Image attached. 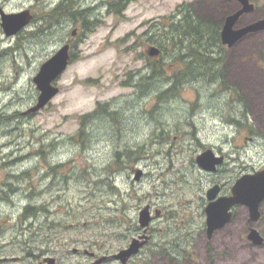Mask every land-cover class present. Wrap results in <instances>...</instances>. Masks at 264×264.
<instances>
[{"label": "rangeland", "instance_id": "374dc122", "mask_svg": "<svg viewBox=\"0 0 264 264\" xmlns=\"http://www.w3.org/2000/svg\"><path fill=\"white\" fill-rule=\"evenodd\" d=\"M62 1L0 0V11L32 9L36 20L12 37L0 25V264H39L47 251L55 264H92L85 251L96 260L114 259L135 240L146 245L130 264H264V249L245 241V209L208 239L210 179L196 161L203 150L223 152L227 179L264 166V31L229 51L217 46L206 56L217 61L209 68L219 76H182L176 92L160 99L172 86L173 70L182 71L192 58L182 46L157 43L167 27L151 28L146 39V26L174 13L182 17V6L219 24L238 10L237 3L132 0L117 15L107 12L112 0H92L101 19L85 32L45 23ZM84 1L85 7L93 4ZM253 2L257 12L241 18L235 30L264 19V0ZM70 41L74 61L57 81L60 93L40 112L27 114L40 95L34 78ZM152 45L162 49L156 60L148 55ZM154 61L167 75L145 80L141 88ZM100 106L108 112L84 128L83 117ZM253 121L260 134L247 143L244 129ZM140 147L144 159L124 157L116 165L118 152ZM30 205L40 211L24 218ZM147 208L152 220L145 230L140 214Z\"/></svg>", "mask_w": 264, "mask_h": 264}, {"label": "water", "instance_id": "95a60500", "mask_svg": "<svg viewBox=\"0 0 264 264\" xmlns=\"http://www.w3.org/2000/svg\"><path fill=\"white\" fill-rule=\"evenodd\" d=\"M243 8L235 14L227 17L225 25L223 27L221 38L224 45L232 47L245 35L253 32L264 31V20L255 22L241 30H235L234 27L238 23L240 17L252 12L254 6L250 3V0H238ZM2 28L8 37L15 36L24 28L29 26L33 20L29 10L7 14L3 10L0 11ZM159 50L153 47L149 55L151 57L158 56ZM71 63L70 45L62 47L51 59L44 63L40 69L39 74L34 78L40 95L36 105L28 110L27 114H36L44 109L59 93L60 89L56 86L58 79L66 72ZM197 164L204 170L211 171L215 167L224 163L223 157H218L212 150H208L200 154L197 159ZM143 172L141 170L136 172V180H141ZM212 190L208 194L210 204L206 209L207 213V230L209 236H211L216 230L223 228L230 221V210L236 205H246L251 209L252 215L256 218L259 214V208L262 202H264V171L258 172L255 175L243 176L233 188V195L229 198H220L217 201H213L216 197ZM256 216V217H255ZM152 217L149 209H145L140 214V224L145 230L150 226ZM251 238L256 244L264 243V240L258 234L253 231ZM144 244L138 240H135L131 246L122 250L119 254L113 258L120 260L122 264H127L128 261L139 253L140 248ZM94 255V254H92ZM108 257L102 258L97 264H102ZM49 264H54V260L50 259Z\"/></svg>", "mask_w": 264, "mask_h": 264}, {"label": "flooded vegetation", "instance_id": "af4514ba", "mask_svg": "<svg viewBox=\"0 0 264 264\" xmlns=\"http://www.w3.org/2000/svg\"><path fill=\"white\" fill-rule=\"evenodd\" d=\"M90 1L92 2V0H90ZM233 1L237 3L238 10L240 8H242V6L238 0H233ZM96 2L97 1H95L94 3L92 2L93 4L91 6L85 7V1L84 0H63L59 5L62 13H64V17L61 18L60 23L63 26L67 25V26H70L72 28L82 27V29L84 27L92 28V27L98 25L100 22V19H101V13H100V5L98 2L96 4ZM250 2L252 4H254L253 11L242 15L240 17L238 23L240 22L241 18L245 17L246 15H251V14L257 12L258 6L253 2V0H250ZM30 10L32 12V9H30ZM238 10H236L235 12H237ZM107 12H109L108 8H107ZM235 12H232V13H235ZM192 13L194 14V17H195L196 16L195 12L193 11ZM32 14H34V13L32 12ZM182 15H183V13H182ZM180 17H181V14L176 15V13H174V15L170 18H162V19L155 20L154 21L155 23H152L150 25V26L153 25L152 27L146 26V28H147L146 39H148V37H149V30H151V28H154V29L158 28V29H160L159 31H161V29L163 30V28H165V27L174 26V32L176 33V24L181 22ZM178 18H180V19H178ZM226 18L223 21H220L221 30L224 26ZM34 19H35V16H34ZM35 21L36 20H34V22ZM238 23H237V25H238ZM77 30H75L72 33V37L76 36ZM165 30H167V29L165 28ZM256 33H258V32H253V33H249L248 35H245L237 43H235L232 47L224 46V50L226 49L225 47H227L228 51L233 49V47L238 45L240 42L244 41L245 39H247L250 36L255 35ZM165 37H166V32H165V34H162V37L159 38V41H157V43H160V45H163V46H167V45L171 44L176 48V41L173 40V42H170L169 38L165 39ZM149 42H151V41L149 40ZM68 44H70V54L73 55V51H74L76 45H74V41L73 42L70 41V42H68ZM151 47H156V46L152 45ZM158 49L160 50L158 55H161L162 49L159 47H158ZM206 55H212V53H207ZM150 59H152V57ZM216 81H217V79L213 80L214 83ZM230 86H232V85H230ZM176 87H177V84H176ZM232 87L237 88V86H232ZM244 126H245V123H244ZM244 130L248 131V134L245 135V139L247 140V143L250 141H255L258 139L259 136L256 132L259 133V131H258L256 125L254 124V121L249 122L248 126ZM207 150H212L219 157L225 158L224 163L215 167L214 170L204 171L210 179V186H209V189L207 191V196H208L209 192L216 189L214 191V193L216 195L215 199L213 200L214 202L220 198L231 197L233 195V188L235 187L236 183L238 182V180L242 176L264 170V166L260 170H250V171L249 170H243L242 173L240 175H238L236 178L227 179L225 177L226 176L225 172H226L227 166H228L227 156L224 155L223 152H221V151H219V153H216L213 149H206V151ZM203 151H205V150H203ZM208 204H210L209 201H208ZM263 207H264V202H262L260 205L258 216L257 217L255 216L256 218H254L252 215L251 209L248 206L243 205V204L234 206L230 210V214H231L230 221L223 228L216 230L211 236H209V234H208V239L212 241L214 238V235L216 233L223 232V231H225V229L228 228L229 225L234 224L237 220V217H238V211L245 209L247 212V219H246V225H245V230H244L245 231V238H246L245 241L251 249H258V250L264 249V243H262L260 245L256 244L255 241L251 238L253 231H256V232H258V234H260V236L264 240V210H263ZM145 245L143 247H145ZM74 252L78 253V254L81 253L79 250H76ZM84 254L86 256H89L92 260H95V262L92 264H97L100 261V260H96L97 259L96 256L92 255L93 253L90 251H85ZM49 255H50V251L43 252L42 254H40L38 256L39 259L41 258L39 264H49L50 263L49 259L51 258V257H48ZM132 259L129 260L128 264H130L132 262L131 261ZM54 262L56 263V260ZM111 262L112 263L115 262V263L119 264V261L115 260V259H106L102 264H109ZM176 264H186V263H185V260L184 261L176 260Z\"/></svg>", "mask_w": 264, "mask_h": 264}, {"label": "trees", "instance_id": "16d2710c", "mask_svg": "<svg viewBox=\"0 0 264 264\" xmlns=\"http://www.w3.org/2000/svg\"><path fill=\"white\" fill-rule=\"evenodd\" d=\"M132 0H112L111 4V12L119 15L122 14L126 8L129 6ZM186 7L182 6L180 11L183 13L181 17V22L176 24V33L174 32V26L167 27L168 33H166V37L169 38L170 42L176 41L177 46H182L188 52L189 58H192V63L187 65L182 71L176 73V70H173V74L171 75L172 78V86L162 92L159 95L160 99L167 98L169 94L176 92V79L178 81L184 79L182 76H193L194 74H202V75H209L212 76L218 74L220 75L219 70H214L213 67L209 68V63H216L215 59H211L206 56V53L212 51L214 48L221 47V50L224 49V46L221 42V26L220 23L214 19H206V18H198L194 17V14L191 11L184 10ZM64 17V13H62L61 8L58 7L53 13L48 14V19L45 22L47 25L50 24H58L61 19ZM43 23V22H42ZM85 32L91 30L89 28L84 29ZM74 56V55H73ZM72 56V61H74V57ZM196 67V69H195ZM204 70V71H202ZM208 73V74H207ZM150 76H143L142 80L140 81V87L144 88L145 80L149 81L150 83L158 77L166 76L167 71L163 67V64L158 61H154L150 64ZM146 86V85H145ZM108 112L105 106H100V109L96 110L95 112L91 113L90 115H85L83 117V124L84 128L93 117L102 112ZM82 135V134H81ZM161 140L162 138H166L163 136H159ZM143 148H139L137 150H130L126 152H118L116 154V165L121 167L123 164L124 157L127 161L136 162V160L144 159L142 157ZM59 167L58 170L61 168ZM52 172L56 174V167H52ZM20 178V177H18ZM34 198V197H33ZM40 211V207H36L30 205L26 207L25 213L23 215L24 218H28L30 216L37 215V212Z\"/></svg>", "mask_w": 264, "mask_h": 264}]
</instances>
